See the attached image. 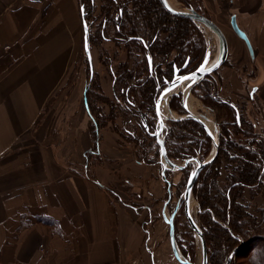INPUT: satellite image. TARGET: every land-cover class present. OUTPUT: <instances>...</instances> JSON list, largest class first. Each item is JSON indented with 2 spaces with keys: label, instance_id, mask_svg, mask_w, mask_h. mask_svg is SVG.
I'll list each match as a JSON object with an SVG mask.
<instances>
[{
  "label": "crops",
  "instance_id": "1",
  "mask_svg": "<svg viewBox=\"0 0 264 264\" xmlns=\"http://www.w3.org/2000/svg\"><path fill=\"white\" fill-rule=\"evenodd\" d=\"M202 2L235 16L264 91V0ZM81 24L78 0H0V264H155L139 214L113 195L114 171L138 168L112 163L102 131V162L86 170L87 111L55 98Z\"/></svg>",
  "mask_w": 264,
  "mask_h": 264
},
{
  "label": "rangeland",
  "instance_id": "2",
  "mask_svg": "<svg viewBox=\"0 0 264 264\" xmlns=\"http://www.w3.org/2000/svg\"><path fill=\"white\" fill-rule=\"evenodd\" d=\"M78 1L79 4H85L87 22L90 24L91 38L89 50L92 76L88 68V60L83 50L82 29L81 42H79L76 54H74L72 62L69 65V71L63 84L60 85V88L55 93V98L57 99L59 97L60 100L65 101V107L70 108V110H72L75 105L80 107L83 102L81 98L83 99L84 88L89 84L90 89L88 97L92 104L94 114L99 118V123L102 125V128L99 130L100 140L102 131L107 132L111 137L109 147L112 152V163H115L114 165L118 168H121V164L125 166L124 169H128L129 165L138 168L137 173L133 171L127 173V170H124L122 174H120L114 171L119 181V183L117 181L115 182L116 192H113L114 198L135 209L139 214L138 219L140 224L143 223L141 224V228L149 250V255L152 257L151 259H153L154 263L179 264L171 252L168 225L165 223L162 213L164 218L167 219L176 208L187 180H184L186 172L188 175L189 172L195 168L196 163L193 161L195 158L190 159L191 162L184 167L186 168L185 171H182L184 168L182 170L163 169L164 165L161 164L159 148L156 141L154 138L149 137L140 127L141 117H139V114L141 110L145 111L146 109L136 106L133 108L130 107L131 109L129 111L128 106H126L121 98L123 88L127 83L124 78L126 76L125 73L129 70H134V75L140 73L145 65L143 53H139L137 50L132 49L131 46L125 45L120 39H117L118 35L111 26L106 25L104 28L107 40H103L97 34L98 31H100L99 29H101L100 21L105 16L104 11L108 7L105 1L93 0L91 4L88 0ZM167 1L170 2L169 4L173 8L178 10L186 11L190 9L185 7L184 2L199 9L198 13L215 23L227 40L228 55L223 65L205 78L210 79L208 83L194 91L190 89L187 95V97L190 96L195 101L197 115L201 118H208L213 122L215 130L217 131L215 138H217L218 141V150L221 144L222 150L227 147V145H225L226 139H220L225 131H229L228 134L230 135V139L236 142L239 141L244 145H247L246 142L248 140L247 138H249L247 137L249 133H251V136L258 137V139H261V135L264 137V101L261 100L264 91L253 93V97L250 99L249 94L252 88L255 87L254 85H257L251 80V78L255 76L250 69V63L252 61L248 55L246 46L235 36L230 28V16H226L223 12L218 10L215 11L211 9L212 11H208L203 6L202 0ZM129 9H132L131 6ZM114 12L115 11H111V14H114ZM195 24L198 28V34L203 40V45L206 48L204 56L206 52H209V61L213 60L219 52L217 37L205 26L199 23ZM143 28L145 27H141V30H143ZM167 35L168 32L164 31V33L160 35L161 39H164ZM175 55V52H171L169 55L170 59H173ZM162 68L164 69L165 66ZM165 70L169 72L170 69L165 68ZM179 74L182 75L185 73L180 72ZM90 77L93 78L91 79ZM179 90L180 87H177L175 90L176 94H171L166 103L162 101L160 107V114L163 120V128L160 136L163 143L166 132L169 131V129L175 130L176 128V125L170 122L179 120L186 115L184 109L180 106L179 99H177L178 111L171 109L169 106L171 98L177 95ZM134 92V96H139L137 91ZM115 93L120 97L118 101L114 98ZM212 94H215L219 100H225L235 104L239 110L240 120L245 126L236 127L228 124L224 126V122H227L229 119H225L226 121H224V107L216 104L212 100ZM135 101H137V99ZM180 110L182 112H180ZM134 115L137 116L135 117ZM230 118L232 119L231 116ZM89 124L90 123H88L87 130L90 132ZM152 124H155L154 132H156L158 129L156 117L155 122L153 121ZM223 126L225 127L224 130ZM194 136L198 137V134L195 133ZM205 136L208 137L206 133ZM209 140L211 149L205 157L201 156L202 153L199 155L200 157L197 156L196 159L199 161L206 160L212 152L211 139L209 138ZM171 143L180 144L179 141L172 138ZM91 144L92 143H90V148ZM137 159H144L147 164L141 163V167L136 166L134 163H139ZM92 160L99 163L102 162L99 156L96 158L90 157L89 161H91V163ZM218 161L220 163L218 187L223 188L226 177H228L227 158L221 155ZM176 163L179 165L183 164V162ZM262 174L264 180V172ZM167 189H170L171 197L165 209H163L164 204L168 201ZM241 198L242 199L238 200L239 205L242 207L243 212L246 213L257 226L256 228L251 227L248 234L250 237L252 236L253 239H264V187L244 189ZM191 201L194 204L189 211L195 223L199 225L201 218L199 213L201 212L194 190H192L189 204ZM173 224L179 253L180 248L192 251L194 263L200 264V243L189 228L182 209L177 211ZM252 247L253 244L241 246L239 255L237 258L234 257L231 262H234V264H250L249 259L251 255H249V251ZM252 262L256 264L254 261Z\"/></svg>",
  "mask_w": 264,
  "mask_h": 264
},
{
  "label": "trees",
  "instance_id": "3",
  "mask_svg": "<svg viewBox=\"0 0 264 264\" xmlns=\"http://www.w3.org/2000/svg\"><path fill=\"white\" fill-rule=\"evenodd\" d=\"M91 4L93 0H88ZM107 4L104 11L105 16L100 21V31L98 35L107 40L105 26H111L117 33L123 44L131 46L132 49L143 53L144 67L138 75H134V70L126 72V85L123 88L122 99L130 111V107H142L140 127L153 138L155 133V112L154 104L159 91L169 82L174 74L194 71L203 60L206 51L203 40L198 34L196 24L190 20L172 17L163 10L158 0H103ZM186 8L199 12V9L184 2ZM131 6L132 9H129ZM83 8V21L87 27V43L90 49V24L87 22L85 4ZM129 9V11H128ZM111 11H115L111 14ZM129 14V15H128ZM141 27L143 30H141ZM164 31L168 35L161 39ZM171 52L176 55L170 59ZM148 60L151 61L150 67ZM157 60V61H155ZM169 68V72L162 67ZM89 68V64H88ZM93 78V77H92ZM91 78V79H92ZM210 79H204L199 84L191 88V91L203 87ZM136 82V83H135ZM90 86L87 84L83 92V105L89 116V130L91 136V148L84 153L86 170L91 161L89 158L99 156L100 135L102 128L99 118L94 114L92 104L88 97ZM137 91L139 96H134ZM133 92V93H132ZM209 96V95H208ZM116 101L120 99L115 93ZM137 101H135L136 99ZM203 98V97H202ZM201 98V99H202ZM212 100L224 107L225 125L240 127L245 126L240 120L239 110L232 102L219 100L215 94ZM251 99V98H250ZM202 101V100H201ZM169 106L175 111L179 110L177 97L171 98ZM180 112H182L180 110ZM130 113V112H129ZM135 117L137 115H134ZM232 117V119L230 118ZM140 119V118H139ZM226 119V120H225ZM176 125L175 130L169 129L166 132L164 146L166 155L172 162H184L199 155L205 157L210 151V140L205 136L201 126L191 119H179L170 122ZM223 126V130L225 127ZM153 132V133H152ZM224 132V131H223ZM198 134V137L194 134ZM229 131L223 133L222 138L226 139L223 150L221 145L214 161L206 166L199 174L193 190L198 202L200 214V229L204 238V243L208 255V264H223L229 253L240 242L245 245H252L249 251L251 258L249 263H264V239L252 238L248 234L251 227H257L252 219L243 212L238 200L242 199L244 189L264 187V137L261 139L251 136L247 137V145L230 139ZM243 134V133H241ZM245 137V136H244ZM171 138L179 141L180 144H172ZM195 138V139H194ZM228 153V154H227ZM224 155L228 163V177L223 188L218 187L220 175L219 157ZM139 163L147 164L144 159H137ZM95 161L92 160V163ZM177 164V163H176ZM184 168L182 171H185ZM181 171V172H182ZM187 172L185 179H187ZM128 206V205H127ZM255 242V243H254ZM260 243V244H256ZM183 256L192 258V251L180 249ZM239 251L235 255H239ZM256 260V261H255ZM234 264V262L230 263Z\"/></svg>",
  "mask_w": 264,
  "mask_h": 264
},
{
  "label": "water",
  "instance_id": "4",
  "mask_svg": "<svg viewBox=\"0 0 264 264\" xmlns=\"http://www.w3.org/2000/svg\"><path fill=\"white\" fill-rule=\"evenodd\" d=\"M158 2L160 3L163 10L166 11L168 14L175 16V17H178V18L188 19L190 21H193L195 23H199V24L205 26L206 28H208L217 37L218 44H219V52H218L217 56L212 60L211 63L209 62V52H206V54H205L203 60L201 61L200 65L193 72L180 76V75H178V71L174 70L173 79L170 82H167L165 84V87L161 90V92L159 93V95L155 101L154 111H155V115H156L157 122H158V129L152 135L154 140L156 141L158 147H159V155H160V159H161V164L164 165L163 166L164 170H167V169L168 170H182L184 167H186L187 164H189L191 162V160L189 159V160L184 161L183 164L179 165V164H176V163L172 162L171 160H169L167 155H166V150H165L163 140L160 136V134L162 132V128H163V120H162L161 114H160V107L162 105V101L166 103L168 100V97L171 95L169 92L172 91L173 89L177 88V87H180V90L177 94V98L179 99L180 106L184 109V111L186 113L185 117L180 118V119H185V118L191 119L192 121L196 122L197 124H199L201 126V128L205 131L206 135L211 139L212 152H211L210 156L204 161H199L196 158L193 160L196 163L195 168L192 171H190V173L187 177L185 188L183 190L182 195L180 196V199L178 201L176 208L174 209V211L171 213V215L167 219L164 218L163 213H162V217H163L165 223L168 225L169 243H170L171 252H172L175 260L179 264H193V263L189 262L188 260H185L181 256V254L179 253L178 248L176 246V242H175V238H174L173 218H174L176 211L178 210V208L180 206V202L182 203L183 212H184V215L187 219V222H188L189 226L191 227V229L193 230V232L196 234V236L199 240V243H200L201 264H207V254H206V250H205L203 236L201 234V231L199 230V228L197 227V225L194 223L193 219L190 216L189 201L191 200V193H192L193 186H194L200 172L203 170V168L210 165L214 161V159L216 158L217 151H218V141H217V138H215V136L207 129V126L205 125L203 119L201 117L191 113L188 110V108L186 107V100H187L186 95H188L189 90L193 86L198 84L201 80H203L204 78H206L207 76H209L210 74L215 72L220 66L223 65V63L227 59V55H228V44H227V40L225 38V35L219 29V27L215 23H213L210 19L205 17L204 15L194 11L193 9H188L186 11L175 9L167 2V0H158ZM80 14H81V18H83V8L82 7H80ZM229 25H230L232 32L235 34V36L238 39H240L244 43V45L246 46V49H247V52H248L250 59H253L254 56H253V49L251 47V44H250L246 34L238 27L234 15L230 16ZM82 29H83V50H84V54L88 60L89 69H90V73L92 76L90 50H89L88 43H87V27L83 21H82ZM150 65H151V61L148 60V66L150 67ZM255 91H256V88H253L251 90V92H250L251 97ZM185 93H186V95H185ZM216 132L217 131L215 130V134H216ZM167 203H168V201L164 204L163 209H165V206ZM242 245H243V243L241 244V246ZM238 249H239V247L234 248L232 250V252L227 257L225 264H229V262L231 261V259L234 256L235 252Z\"/></svg>",
  "mask_w": 264,
  "mask_h": 264
},
{
  "label": "flooded vegetation",
  "instance_id": "5",
  "mask_svg": "<svg viewBox=\"0 0 264 264\" xmlns=\"http://www.w3.org/2000/svg\"><path fill=\"white\" fill-rule=\"evenodd\" d=\"M187 20H188V19H187ZM192 22H193V21H192ZM194 23H195V22H194ZM191 72H193V71H191ZM191 72H187V73H185V74H189V73H191ZM185 74H182V75H185ZM178 75H180V74L178 73ZM182 75H180V76H182ZM204 79H205V78H204ZM204 79H203V80H204ZM201 81H202V80H201ZM201 81H200V82H201ZM200 82H199V83H200ZM199 83H198V84H199ZM196 85H197V84H196ZM164 87H165V86H164ZM193 87H194V86H193ZM193 87H192V88H193ZM253 88H255V87H253ZM253 88H252V89H253ZM255 92H256V91H255ZM255 92H254V93H255ZM174 94H176V92H175ZM175 96L177 97V95H175ZM249 96H250V94H249ZM157 97H158V96H157ZM252 97H253V95H252ZM252 97L250 96V98H252ZM156 99H157V98H156ZM177 99H178V98H177ZM155 101H156V100H155ZM154 112H155V111H154ZM155 116H156V115H155ZM158 148H159V147H158ZM203 169H204V168H203ZM189 173H190V172H189ZM188 175H189V174H188ZM185 184H186V183H185ZM193 187H194V186H193ZM184 188H185V187H184ZM192 190H193V189H192ZM167 194H168V202H169L170 197H171V195H170V194H171L170 189H169V190L167 189ZM179 208L182 209V211H183V206H181V203H180ZM179 208H178L177 211L180 210ZM177 211H176V213H177ZM176 213H175V215H176ZM189 213H190V211H189ZM183 214H184V212H183ZM175 215H174V218H175ZM190 216H191V214H190ZM174 218H173V221H174ZM184 218L186 219L185 215H184ZM191 218H192V217H191ZM192 219H193V218H192ZM193 221H194V220H193ZM186 222H187V219H186ZM194 223H195V221H194ZM141 224H143V223H141ZM187 224H188V222H187ZM195 224H196V223H195ZM173 225H174V224H173ZM196 225H197V224H196ZM188 226H189V224H188ZM197 227H198L199 230L201 231L200 226L197 225ZM189 228L191 229L190 226H189ZM191 231H192V233H194L192 229H191ZM194 234H195V233H194ZM201 234H202V232H201ZM195 236H196V234H195ZM202 236H203V235H202ZM196 237H197V236H196ZM174 238H175V230H174ZM197 239H198V238H197ZM203 241H204V238H203ZM175 242H176V240H175ZM242 243H243V242H240V243H239L237 246H235L234 248L239 247V249H240ZM204 245H205V243H204ZM243 245H245V244L243 243ZM243 245H242V246H243ZM176 246H177V245H176ZM234 248H233V249H234ZM180 249H181V248H180ZM239 249L235 252L233 258L235 257V255L237 254V252L239 251ZM205 250H206V247H205ZM231 252H232V251H231ZM231 252H230V253H231ZM180 253H181V256L183 257V254H182L181 250H180ZM230 253H229V254H230ZM206 254H207V251H206ZM228 256H229V255H228ZM228 256H227V257H228ZM184 258H185L186 260H188L189 262L195 264V263H194V260H193V257L190 258V257L187 255V256H184ZM233 258H232V259H233ZM226 259H227V258H226ZM232 259H231V261H232ZM231 261L229 262V264L231 263ZM225 262H226V260L224 261L223 264H225ZM200 264H201V263H200ZM207 264H208V255H207Z\"/></svg>",
  "mask_w": 264,
  "mask_h": 264
},
{
  "label": "bare ground",
  "instance_id": "6",
  "mask_svg": "<svg viewBox=\"0 0 264 264\" xmlns=\"http://www.w3.org/2000/svg\"><path fill=\"white\" fill-rule=\"evenodd\" d=\"M168 2V1H167ZM168 3H170V2H168ZM217 56V55H216ZM210 63L212 62V60H210L209 61ZM177 88H175V89H173L172 91H170L169 93L170 94H173V93H175V90H176ZM168 93V94H169ZM185 95H186V93H185ZM186 97H187V95H186ZM187 100H186V107L188 108V110L191 112V113H193V114H195V115H197V113H196V103H195V101L193 100V98L192 97H187L186 98ZM198 116V115H197ZM203 119V121H204V123H205V125L207 126V129L215 136V126H214V124H213V122L210 120V119H208V118H202ZM194 203L191 201V203L189 204V209L191 210V208H192V205H193Z\"/></svg>",
  "mask_w": 264,
  "mask_h": 264
},
{
  "label": "built area",
  "instance_id": "7",
  "mask_svg": "<svg viewBox=\"0 0 264 264\" xmlns=\"http://www.w3.org/2000/svg\"><path fill=\"white\" fill-rule=\"evenodd\" d=\"M110 264H114V263H110ZM133 264H138V263H135V262H134Z\"/></svg>",
  "mask_w": 264,
  "mask_h": 264
}]
</instances>
